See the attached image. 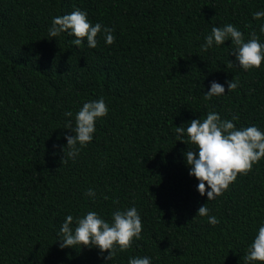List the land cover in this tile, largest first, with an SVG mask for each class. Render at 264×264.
Instances as JSON below:
<instances>
[{
	"label": "trees",
	"instance_id": "16d2710c",
	"mask_svg": "<svg viewBox=\"0 0 264 264\" xmlns=\"http://www.w3.org/2000/svg\"><path fill=\"white\" fill-rule=\"evenodd\" d=\"M76 8L93 26L113 28L115 42L103 31L95 48L86 38L74 45L68 32L49 37L53 17ZM257 11L264 0H0V264H128L145 256L151 264H246L264 223V158L208 200L184 155L198 149L175 128L214 111L264 132V62L228 67L236 61L230 40L201 47L225 24L264 43ZM233 78L239 87L227 92ZM212 81L225 94L205 100ZM101 97L108 114L96 120L91 143L61 164L64 134L74 135L65 123ZM204 204L218 224L196 215ZM132 206L141 237L113 260L96 247H59L67 215L92 210L111 221Z\"/></svg>",
	"mask_w": 264,
	"mask_h": 264
},
{
	"label": "clouds",
	"instance_id": "9594fccd",
	"mask_svg": "<svg viewBox=\"0 0 264 264\" xmlns=\"http://www.w3.org/2000/svg\"><path fill=\"white\" fill-rule=\"evenodd\" d=\"M253 18H264V11L253 13ZM260 33H264V24L260 25ZM103 31L105 42L109 45L115 42L114 29L96 23L94 26L88 20L87 13L76 8L69 14L53 17L48 29V36L58 37L63 32L74 35L76 39L72 43L80 46L86 38L90 48L97 46V35ZM230 40L234 46L231 55L236 61H229L228 67L238 65L244 70L259 69L264 62V43L260 41L255 31L249 34L245 40L244 34L233 24H225L223 27H212L211 33L205 37L202 50L207 51L215 43L223 45ZM238 62V63H237ZM227 92L239 87L238 78L227 80ZM225 94L224 85L212 81L210 90L204 92V99L210 100L213 96ZM108 114V106L103 97L85 102L75 114V123L68 120L64 127L70 129L74 135L65 133L66 145L63 146L62 163H67V158L73 160L79 155L81 148L91 143L96 130L95 123L98 118ZM66 117H72V112H65ZM233 116L232 120L221 119L214 111H209L206 118L191 119L188 126L182 125L175 128L178 140L183 139L187 133L188 142L195 145L198 154L188 149L184 155L186 163L190 166L189 175L198 181L197 191L201 196L207 195L208 200H213L229 189L238 175H247L252 171L253 165L264 158V132L258 126L251 125L237 128L233 121L238 120ZM187 144V143H186ZM55 147V145H54ZM210 189V190H209ZM86 195L95 197L92 188L87 189ZM107 197H105L106 199ZM115 202V201H114ZM209 209L206 204L200 206L196 215L208 216ZM208 222L213 226L219 223L215 216H208ZM143 230L141 216L135 206L125 210L117 209L111 213V221L102 218L96 211H88L85 215L73 217L67 215L60 227L58 240L61 249L66 247H96L100 253L107 252L105 261L113 260L120 252L128 250L134 239H139ZM246 264L260 262L264 264V223L259 226L254 240L248 246L244 256ZM128 264H151L150 258L130 257Z\"/></svg>",
	"mask_w": 264,
	"mask_h": 264
}]
</instances>
